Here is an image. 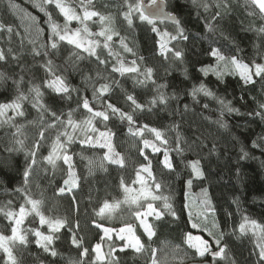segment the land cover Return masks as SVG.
Here are the masks:
<instances>
[{"label": "trees", "instance_id": "16d2710c", "mask_svg": "<svg viewBox=\"0 0 264 264\" xmlns=\"http://www.w3.org/2000/svg\"><path fill=\"white\" fill-rule=\"evenodd\" d=\"M66 2L79 11L80 0ZM41 3L42 0H0V24L5 26L0 30V51L6 56V60L0 61V104L12 101L20 93L28 97L22 101L23 116L8 110L6 117L10 120L5 122L6 118L0 117V209L3 210L0 233L8 234L12 226L4 213L16 211L25 204V196L41 201L40 211L47 218L63 219L65 225L53 234L55 238L49 246L57 253L53 256L37 245L35 235L29 231L47 232V226L40 225L34 213L28 215L21 225L27 243L17 242L13 249L18 264H93L95 253L91 250L97 243H101L104 253L109 251V246L116 248L113 254L116 264H152L153 250L157 264H184L203 259L189 247L187 234H200L215 250L216 245L208 231L192 227L185 207L186 192L198 200L200 193H206L205 200L209 203L205 205L213 211L218 228L216 238L222 235L221 244L226 246L224 257L213 261L206 254V259L212 264H264L258 259L259 249L249 225L245 232L239 230L245 217L264 228V108L261 107L264 79L253 75L252 82L246 83L231 68L221 67L219 77L201 70L202 66L217 61L211 55L214 48L229 59L236 56L249 65L264 64V32L259 31L264 27V17L258 10L257 14L249 15L253 11L250 0H165L166 11L180 20L187 36L176 40L163 36L165 32L177 34L172 22L156 20L158 35L152 31L153 25L140 21L138 16L134 17L131 27L127 24L121 15L127 10L124 0H93L95 10L112 14L113 27L119 32L110 44L112 52L119 54V61L101 46L97 53L106 61L103 64L96 56L66 42L52 49L46 13L61 26L65 21L54 5H42L44 11H41ZM88 24L94 32L100 26L98 21ZM8 27L11 32L7 31ZM69 27L75 29L79 25L73 21ZM121 38L132 52L124 51ZM160 42H165L172 51L161 55ZM175 51L182 53L180 58L175 57ZM49 60L55 74L63 77L69 86L68 94L58 95L44 87V81L51 78L45 68ZM133 60L140 69L138 73L121 75L113 71L119 62L129 67ZM147 68L153 70L151 79L138 82L144 81ZM102 84L109 85V92L94 96ZM201 84L212 95L203 92L193 95V89ZM36 85L40 86L43 94L40 102L46 110L33 106L35 94L29 90ZM160 94L167 98L163 104L158 102ZM129 95L143 107L135 108L127 99ZM85 99L97 111L105 110L107 103L115 105L133 115V132L148 125L158 129L167 142L161 143L147 130L142 137L133 135L128 121L112 115L110 110L109 120L93 121L96 132L79 129L74 132L70 126L66 127L68 115L72 114L74 122L88 118L91 114L83 108ZM154 99L156 103H152ZM229 107L234 110L229 111ZM53 122L56 126L49 127ZM41 131L44 132L42 140ZM65 131L73 135L71 143L64 136L60 138L65 141L66 154L72 157L77 181L70 191L64 184L69 179L68 165L62 158L55 166L45 159L58 134ZM101 132L111 136L115 152L124 158L123 167L104 159L108 149L96 143L97 139L103 143ZM87 136L93 138V143H82ZM145 139L150 141L147 148L143 144ZM152 145L159 151H153ZM165 153L172 163L171 169L164 165ZM192 160L199 161L202 176L193 175L189 166ZM141 165L150 166V183L155 195L162 197L147 200L162 212L158 220L155 216L147 217L155 232L151 239L135 216L147 201L125 203L123 197L124 185L134 181ZM188 180L192 181L190 186ZM156 184L161 185L159 191ZM61 188L65 191L61 192ZM163 197L168 198L175 216L164 208ZM106 201L119 202V207L98 215ZM97 224L102 227H96ZM123 225H131L134 235L140 238L144 245L141 252L131 247L120 251L124 242L114 232L110 233L111 239L101 240L103 228L117 229ZM259 232L261 239L264 232ZM73 234L82 238V247L73 245ZM83 248L89 252L81 257ZM5 255L0 250V264H6Z\"/></svg>", "mask_w": 264, "mask_h": 264}, {"label": "snow or ice", "instance_id": "6c2138e0", "mask_svg": "<svg viewBox=\"0 0 264 264\" xmlns=\"http://www.w3.org/2000/svg\"><path fill=\"white\" fill-rule=\"evenodd\" d=\"M165 0H150V4L147 8H145V5L143 4V0H124V7L127 9L126 11H122L121 15L123 16V19L127 22V24L131 27L134 22V17L138 16L139 20L142 22H147L150 25H153L152 31L156 32L158 35L159 30L155 26V21L157 19L162 20H168L176 25L177 34L171 35L170 33H163V36H170V39L176 40L177 38L187 39V36L184 33V29L181 26L180 20L171 12H166L164 8ZM42 5H54L56 9L59 10V13L64 17V24L61 26L59 23L53 20L50 13H46L48 15V23H49V29H50V35H49V41L52 49H56L58 47V44L60 42H66L69 45H73L75 48L82 50L83 52H87L90 56H96L97 59L100 61L101 64L106 63V61L100 59L97 49L101 46L105 49L109 50V55H115L116 58L119 61V54L113 53L111 49V42L113 41V38L115 36H119V32L115 30L113 27L114 24V17L112 14H104L100 11L95 10L93 5V0H80V3L78 5L79 11L75 7H73L70 3H67L66 0H42V3L40 5L41 11H44V8ZM250 5L253 7V11L249 12V15H255L258 14L261 17H264V0H250ZM205 8H207V5H204ZM93 18H97V21L100 25L99 30L96 32H93L88 22H97L94 21ZM35 19L34 17L32 18ZM77 22L79 27L72 29L69 27V25L73 22ZM4 25L0 24V30H4ZM8 32H11V27L7 28ZM260 32H264V27H261L259 29ZM102 38V39H101ZM120 44L124 48V51L126 52H132V49L127 46V44L124 42V39H120ZM159 50L161 55H165L167 52L172 51V49L167 47V44L165 42L159 43ZM34 52L36 55H40L39 51H36L34 49ZM174 55L176 58H180L182 53L180 51H175ZM211 55L216 57L218 64L219 62H226L224 64L225 68H228L229 65H231V69L238 73L240 78L244 80L246 83L252 82L253 75L260 76L262 79H264V64L260 63H254L253 65H249L247 63H244L240 61L236 56H232L230 59L225 57L220 53L217 49L211 50ZM143 59V58H141ZM6 60V56L3 51H0V61ZM46 71L48 75L51 77L50 79H46L44 81V87L52 89L55 93L59 94H68L70 92V88L67 85L66 81L63 77L58 76L55 74L54 66L52 64V61L49 60L47 64L45 65ZM254 69V72H253ZM212 70L215 71L217 76L219 77L221 75V71L217 69H202V71L207 74V71ZM113 71L119 72L121 75L124 73H138L140 69L136 66V61L133 60L131 62V66L126 67L125 64L121 61L119 62V67L114 66ZM153 70L151 68L145 69L143 75L145 77L144 81H138L140 83H144L147 80H150L152 77ZM0 77H2V74H0ZM110 90L109 85L102 84L98 89L94 91V96L99 94V96H103L104 94L108 93ZM31 93L35 94V103L34 107H38L40 109H45V106L40 102L42 98V92L40 90V86L36 85L30 88L29 90ZM199 92H203L205 95H212L208 89L205 88L203 84L200 85L199 88L193 89V95H196ZM28 97L24 93H20L13 99L12 101L8 103L0 104V117H5L7 122L10 120V117H6V113L8 110H12L15 115L23 116L24 112L22 110V101L26 100ZM127 99L131 101V103L135 106V108H142L143 106L138 104L135 100V98L131 95L127 96ZM166 97L163 94H160L158 102L163 104L166 102ZM157 101L154 99L152 103H156ZM223 104V101H221ZM227 107V106H226ZM262 108H264V105H261ZM83 108L86 109L91 115L84 119L81 122H74L72 120V114L69 113L68 115V121L67 126H70L73 131L75 132L77 129L80 131L87 132L88 130H91L92 132H96V128L93 125V121L96 118H101L103 121L109 120V111L112 115H118L121 120H127L130 127L129 132H132L133 135L143 136L144 131L147 130L150 133L155 135L156 140H160L161 143H166L167 141L162 138V133L156 129V128H149L148 125H144L142 128H137L134 132L131 127V125L134 124L133 115L129 113H125L121 111V109L117 108L115 105L111 103H107L106 109L103 111H97L94 108L90 107L89 101L85 99L83 101ZM229 111H233L234 109L228 108ZM257 115H261V113H257ZM53 116H55V113H53ZM59 117H56V120H59ZM56 124L53 122V124L49 125V127H55ZM20 129L17 128V132H19ZM61 136H64L67 138V143H71L73 140V135L67 131L58 134L56 141L53 143L52 151L49 153L45 159L48 161V163L55 166L56 161L58 159H63L64 163L68 165L69 172L68 176L69 179L64 181L65 185H69V191L71 190V187H75L77 184L76 178H75V172L72 170V164L71 160L72 157L66 154L65 151V141L61 140ZM100 138H103V143H100V140L97 139L96 143L99 144L100 147H104L108 149V152L105 153L104 159L108 160L110 163L118 164L121 167L124 166V158L120 156L119 153L115 152L113 145L111 143V136L107 132H101L99 134ZM40 138L41 140L44 139V132H40ZM18 143H22V141H17ZM82 143H93V138L91 136H87ZM144 147L147 148L150 146V141L143 140ZM39 142L35 145V147H39ZM153 151H159V148L152 145ZM35 155L36 153L33 152V160L32 163L35 164ZM141 155H144L143 149H141ZM164 165L165 167L171 169L172 163L168 160L167 153H165V159H164ZM189 166L192 169V173L196 177H200L203 175V173L200 171L199 168V161H191L189 162ZM140 171L148 173L149 177H152V172L150 171V166L141 165ZM29 172L26 170L24 173L25 180L27 182ZM137 179L141 181L142 187L140 189V192L138 195L129 197H125V203H131L136 204L138 201L143 198L147 199L148 197H151L152 200L161 199L162 197L153 195L151 192V189L147 187L146 182L143 180V178L140 176V173L138 171L137 173ZM188 185L190 186L192 181H187ZM123 186V184H122ZM156 190L159 191L161 185L156 184L155 185ZM61 192H64L65 189L61 188ZM132 190L125 188V192L128 193ZM206 195V193H205ZM165 200L164 208L167 209L173 216H175V212L172 211L171 205L167 203L168 198L163 197ZM25 204H22L19 207L18 212L17 211H8L5 212L4 215L7 217V219L11 222V235L6 236L3 233H0V250H2L5 255L6 264H18L16 257L13 254L14 246L17 244H25L27 243V236L25 233V230L21 228V225H23L25 218L34 213L37 217H39V223L40 225H47L48 228V234H45L41 232L40 230H29L32 231L35 235L36 243L38 246L44 247L45 251H50L51 255L55 256L57 253L54 248H50L49 246L52 245L54 240V233L59 232V230L64 227L65 221L63 219L59 218H47L41 211H40V204L41 201L32 199L28 196H25ZM205 203H209L207 200H205ZM30 205V207H28ZM119 207V202L115 204H109L107 201L103 204V206L99 209L98 215H103L106 211H112L115 208ZM3 210L0 209V212ZM136 218L140 221V225L143 227L144 232L147 234L148 238L151 239L155 232L153 230V227L150 223L147 222V217L149 216H155V218L158 220L162 216V212L157 211L152 203L147 204V210L144 212L136 211L135 212ZM251 225V228L253 230L259 229L261 232H264V228H262L255 220H249L247 217L244 218V223H241L239 225L240 232H245L246 226ZM96 227H102L101 225L97 224ZM193 228L199 227L198 224L193 223ZM104 236L101 237V240H104V237H107L108 239H111L110 233L113 231V229L110 228H103ZM209 235L212 236L213 233L209 232ZM120 241L124 242V245L122 248H120V251H123L125 248L131 247L136 252H141L144 248V245L141 243V240L139 237L133 234V229L131 225L119 229V235L116 237ZM223 239V236L221 235L219 238L214 237V243L216 245V250H213L212 245L209 243V241L198 237V236H192L190 233L187 234L186 242L188 243L189 247L194 248L196 255L199 257H205L206 254H210L213 258V261L216 260L217 257H224L226 255V246H222L221 241ZM72 243L73 245L77 247H82V238H78L75 234H73L72 237ZM257 248L259 249L258 253V259L261 262H264V236L261 237L260 241L257 243ZM93 253H95V257L93 260V264H116L114 253L116 251L115 247L109 246V251L107 253H104L102 251V245L101 243H97L91 250ZM89 250L87 248H83V251L80 253L81 257H84L88 254ZM152 264H157L155 260V250H153V260Z\"/></svg>", "mask_w": 264, "mask_h": 264}, {"label": "rangeland", "instance_id": "374dc122", "mask_svg": "<svg viewBox=\"0 0 264 264\" xmlns=\"http://www.w3.org/2000/svg\"><path fill=\"white\" fill-rule=\"evenodd\" d=\"M78 11V10H77ZM77 23V22H76ZM98 26V25H97ZM90 27V26H89ZM100 27V26H99ZM99 27L97 29V31L99 30ZM90 29L94 32V30L92 29V27H90ZM226 62H224L225 64ZM224 64L223 65H220V63L218 64V61H216L214 64H211V65H204L201 67V70L202 69H217L219 71H222V68L224 69ZM222 67V68H221ZM228 68L230 69L231 68V65L230 67L228 66ZM228 68H225V69H228ZM231 71H233L232 69H230ZM204 72V71H203ZM207 72H212V73H216L215 71H212V70H209ZM234 72V71H233ZM253 72H254V69H253ZM236 73V72H235ZM238 74V73H237ZM239 75V74H238ZM88 131H91V130H88ZM55 142V141H54ZM53 142V143H54ZM53 146V144H52ZM52 151V147L49 151V153ZM48 153V155H49ZM47 155V156H48ZM192 161H196V160H192ZM191 162V161H190ZM139 173H140V176L143 178V180L146 182V185L148 188L151 189V192L153 195H155V191H154V187L151 185L150 183V177L148 176V173L146 172H143V171H140L139 170ZM67 188H69L70 186L69 185H66ZM142 187V184H141V181L137 179V175H136V178L134 179V181L131 183V184H128V185H124L123 187V197H124V201H125V197L126 196H129V197H133V196H136L139 194L140 192V189ZM125 188H128L132 191L126 193L125 192ZM199 197H200V200H198L192 193H188L186 192L185 194V207H186V210L188 212V214L190 215L191 217V220H192V224L193 223H196L199 225L198 228H201V229H204L208 232H211L213 233L212 235V238L214 239V237L216 238V233L218 231V228H217V225H216V222H215V218H214V214H213V211L211 212L210 209H208L207 205H205V195L203 193H200L199 194ZM151 199V197H148L147 199H143L141 198L139 201L143 200V201H147ZM150 203L149 201L146 202V205H145V208H143L141 210V212H144L147 210V204ZM204 204V205H203ZM28 207H30V205H28ZM19 208L16 210L18 212ZM139 221V220H138ZM148 222V221H147ZM140 223V221H139ZM47 226V225H46ZM129 225H123L117 229H113L112 232H114L116 234V236L119 235V229L121 228H124V227H127ZM133 229V228H132ZM249 229L251 230V232L253 233V236L255 238V243L257 245L258 241H260V238H259V230L256 229V230H253L251 228V225H249ZM45 234H48V228H47V232H43ZM219 233V232H218ZM134 234V232H133ZM189 234V233H188ZM6 236H10L11 235V230L8 234H4ZM104 235V233H103ZM192 236H198V237H201L203 238L200 234L198 233H194V234H191ZM37 239V238H36ZM204 239V238H203ZM215 250V249H213ZM199 257V256H198ZM203 258V257H201Z\"/></svg>", "mask_w": 264, "mask_h": 264}, {"label": "water", "instance_id": "95a60500", "mask_svg": "<svg viewBox=\"0 0 264 264\" xmlns=\"http://www.w3.org/2000/svg\"><path fill=\"white\" fill-rule=\"evenodd\" d=\"M143 4L145 5V8H147L149 6L150 2L143 1ZM164 8H165V4H164ZM165 11H166V8H165ZM157 21H168V20L157 19ZM184 264H212V263L208 259L203 258V259L190 260V261L185 262Z\"/></svg>", "mask_w": 264, "mask_h": 264}, {"label": "bare ground", "instance_id": "6f19581e", "mask_svg": "<svg viewBox=\"0 0 264 264\" xmlns=\"http://www.w3.org/2000/svg\"><path fill=\"white\" fill-rule=\"evenodd\" d=\"M203 258H205V257H203Z\"/></svg>", "mask_w": 264, "mask_h": 264}]
</instances>
